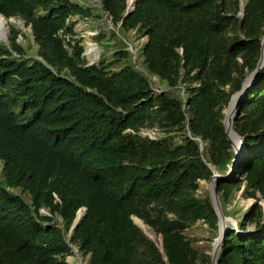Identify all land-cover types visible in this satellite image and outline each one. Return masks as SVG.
<instances>
[{
    "label": "trees",
    "instance_id": "obj_1",
    "mask_svg": "<svg viewBox=\"0 0 264 264\" xmlns=\"http://www.w3.org/2000/svg\"><path fill=\"white\" fill-rule=\"evenodd\" d=\"M128 2L100 1L123 40L88 66L71 19L102 14L71 0H0V16L21 19L37 46L33 57L15 29L0 44V264H70L75 249L90 264H211L186 232L219 235L210 198L198 197L215 174L223 214L238 222L217 264H264L262 206L237 217L233 206L239 192L264 199V67L237 106L235 165L223 125L260 59L264 0H138L124 19ZM130 32L147 39L141 61Z\"/></svg>",
    "mask_w": 264,
    "mask_h": 264
},
{
    "label": "rangeland",
    "instance_id": "obj_2",
    "mask_svg": "<svg viewBox=\"0 0 264 264\" xmlns=\"http://www.w3.org/2000/svg\"><path fill=\"white\" fill-rule=\"evenodd\" d=\"M71 1L79 3L81 5H89L95 10L96 13H100L103 15L102 20H95L92 18L77 20V16L72 18L73 20H75L74 31L76 32V35H77L76 37L83 39V42H82V45L84 46L83 56L85 57L87 65L90 66V65L98 64L103 55H105L106 58L110 59L116 49L114 46L118 44L120 40H123V38L120 36H112V32L116 28L113 27L111 20H109L106 14L103 13L102 6L100 3L101 0H71ZM242 1H243L242 6H244L245 2L244 0ZM128 6H129V2H128ZM240 15H242V13H240ZM0 19H3L5 22H8L9 24L8 35L7 37L0 40V44L8 45L12 30L14 29L20 30L22 31V35L19 36V42L25 48L28 49L29 54L33 55V57H36L37 46L34 42V38L32 36V31L30 27H25L24 22L18 18H11L7 20L4 17L0 16ZM99 33L105 34L103 42H99L98 40L95 39V37ZM128 42H127L128 43L127 51L133 54L132 60L134 61V59H136V61H141V57H140L141 47L145 44L146 38L138 40L135 34L133 32H130L128 36ZM106 44H110L111 47L107 49L105 46ZM129 45L133 46L134 53L132 52L131 46ZM92 47H94L96 51L93 53H88V50ZM121 47L123 46L121 45ZM150 81L153 84V88L155 92L158 90L166 89V86L164 84L159 83L157 78L152 77ZM236 111H237V107L233 113V118L236 116ZM226 113H227V109L224 111L225 115ZM141 134L144 137L146 135H149L150 137H154L153 139L155 138L157 139L162 136L161 133L156 132V131H143ZM210 191H211V181L210 182L201 181L200 189L198 192V197L200 199H205L209 197L211 201ZM14 192L18 193V191H14ZM256 204H260L264 210V199H261L260 201H256L254 199H246L243 197L242 192L237 193L235 199L233 200V206L238 212L236 214V217L239 216L241 212L251 210ZM225 217H227V219L229 220L226 223L225 231L236 229L237 223H238L236 218L231 217V216L230 217L225 216ZM134 221L137 222V219L135 218ZM186 233L191 237V239H193L194 245L196 247H198L201 250H204L209 255H212L214 244H215V241L218 239V236L214 237L212 234H209L206 226L204 225H199L192 231H189ZM155 236H156V241L153 239L151 240H153L158 246L162 245L161 236H157L156 234ZM67 261L70 264H90V257L83 256L81 253H79L75 249V254L73 256L68 257Z\"/></svg>",
    "mask_w": 264,
    "mask_h": 264
},
{
    "label": "water",
    "instance_id": "obj_3",
    "mask_svg": "<svg viewBox=\"0 0 264 264\" xmlns=\"http://www.w3.org/2000/svg\"><path fill=\"white\" fill-rule=\"evenodd\" d=\"M138 0L134 3V5L131 7L130 5L128 6L127 12L125 13L124 19L134 10L135 4L137 3ZM123 19V20H124ZM264 67V38L262 40V48H261V55L259 62L257 64L256 69L247 77V79L244 81L241 90L236 93L230 100L228 108H227V113L225 115L223 125L225 128V132L227 135V140L231 143L232 148L235 152V160H234V165L236 162L241 158L245 151V146L242 143L241 137L233 130L234 126V120L235 117L233 118V113L238 106L240 100L242 97L248 92L249 88L252 86V84L257 80L259 71ZM232 110V111H231ZM231 111V114L229 115V112ZM232 133L235 135L239 142V146L235 144V140L232 138ZM234 168V167H233ZM223 177L221 175L215 174L212 179H211V204L213 206V209L215 211L216 216L218 217V226H219V235L218 239L215 241L213 252L211 255V264H217L218 259H219V254L221 252L222 246L224 244V239L225 236L228 234V231H225L226 228V223L229 221L227 217L223 214L222 210V204L218 195V183ZM86 210L82 209L78 212L77 218L71 227L70 232L72 233L76 227L78 226L79 222L82 220V218L85 215ZM224 220V226L222 227V221ZM135 224L142 229L136 221H134ZM238 225V223H237ZM237 229V227H236ZM143 230V229H142ZM143 232L150 238L152 239L144 230Z\"/></svg>",
    "mask_w": 264,
    "mask_h": 264
},
{
    "label": "bare ground",
    "instance_id": "obj_4",
    "mask_svg": "<svg viewBox=\"0 0 264 264\" xmlns=\"http://www.w3.org/2000/svg\"><path fill=\"white\" fill-rule=\"evenodd\" d=\"M136 2V0H130L129 1V5L132 7L134 5V3ZM9 32V24L8 22H5L3 19H0V40L7 37ZM90 46V45H89ZM96 49L94 47L90 48L88 50V53H93L95 52ZM97 54V53H96ZM91 55V54H90ZM98 55V54H97ZM94 58V57H93ZM232 111V110H231ZM231 111L229 112V115L231 113ZM232 138L233 140H235V144L237 145V147L239 146V142L237 140V138L235 137V135L232 133ZM137 223L138 225L153 239L156 241V236L154 233H152L145 225L142 221L137 219ZM224 226V220L222 221V227ZM162 245H160L161 247Z\"/></svg>",
    "mask_w": 264,
    "mask_h": 264
},
{
    "label": "built area",
    "instance_id": "obj_5",
    "mask_svg": "<svg viewBox=\"0 0 264 264\" xmlns=\"http://www.w3.org/2000/svg\"><path fill=\"white\" fill-rule=\"evenodd\" d=\"M79 19V17H77V20ZM72 22H75V20H71ZM147 40V39H146ZM131 50H132V52L134 53V49L133 48H131ZM143 132V131H142ZM141 132V133H142ZM146 137H149V138H151V139H153L154 137H150L149 135H146ZM156 139V138H155Z\"/></svg>",
    "mask_w": 264,
    "mask_h": 264
}]
</instances>
